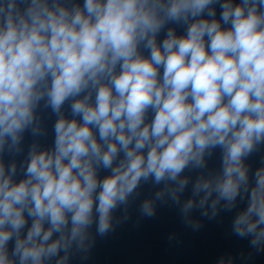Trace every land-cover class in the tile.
I'll use <instances>...</instances> for the list:
<instances>
[{
  "label": "clouds",
  "instance_id": "obj_1",
  "mask_svg": "<svg viewBox=\"0 0 264 264\" xmlns=\"http://www.w3.org/2000/svg\"><path fill=\"white\" fill-rule=\"evenodd\" d=\"M262 147L264 0H0V264H89L132 202L254 264Z\"/></svg>",
  "mask_w": 264,
  "mask_h": 264
},
{
  "label": "water",
  "instance_id": "obj_2",
  "mask_svg": "<svg viewBox=\"0 0 264 264\" xmlns=\"http://www.w3.org/2000/svg\"><path fill=\"white\" fill-rule=\"evenodd\" d=\"M41 116L48 130L42 142L47 143L53 117L46 109ZM261 154L264 147L249 158L252 166ZM209 163L214 164L215 157ZM226 222L223 216L219 221L204 220L198 231H191L180 223L176 210L170 206L158 207L153 218L145 219L138 216L132 202L128 220L117 224L104 237L96 238L89 264H210L221 250L243 247V242L225 234ZM169 232L175 233L172 241L167 239ZM254 264H264V255L256 257Z\"/></svg>",
  "mask_w": 264,
  "mask_h": 264
}]
</instances>
